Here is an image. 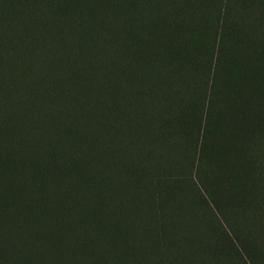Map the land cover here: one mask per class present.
I'll return each mask as SVG.
<instances>
[{"label":"trees","instance_id":"1","mask_svg":"<svg viewBox=\"0 0 264 264\" xmlns=\"http://www.w3.org/2000/svg\"><path fill=\"white\" fill-rule=\"evenodd\" d=\"M238 63L264 71V0H0V264H252L212 233L190 252L147 233L133 207L168 142L189 141L197 171L223 133L207 112L254 97L226 93ZM113 214L130 251L107 226L96 239Z\"/></svg>","mask_w":264,"mask_h":264},{"label":"rangeland","instance_id":"2","mask_svg":"<svg viewBox=\"0 0 264 264\" xmlns=\"http://www.w3.org/2000/svg\"><path fill=\"white\" fill-rule=\"evenodd\" d=\"M247 70L238 63L229 74L226 93L233 97L239 95L241 99L249 93L254 97L230 106L222 101L219 111L207 112L205 125L212 129L223 125V133L216 138L211 135L213 130H208L205 146L212 147L215 143V147L213 151L203 148L197 171L190 142L186 139L168 142L173 147L167 149L168 155L161 162L148 170L140 169L142 199H135L133 207L138 206L145 232L161 235L165 230L169 239L177 238L188 252L193 247L205 250L206 235L212 233L214 239L209 247L221 256L228 255L239 261L238 248L250 261L264 264V71L257 72L252 67L250 72ZM224 88L223 85L221 92ZM7 89L0 98V106L14 98L10 88ZM214 91L217 93V89ZM228 122L234 124L228 125ZM188 125L193 126L190 122ZM228 126H235L236 131H228ZM209 201L215 209L211 210ZM120 217L113 214L96 220V239L102 243L98 232L107 226L112 231L109 247L130 251L136 237L132 231H122ZM82 237L83 241L89 238ZM144 246L142 240V249Z\"/></svg>","mask_w":264,"mask_h":264}]
</instances>
